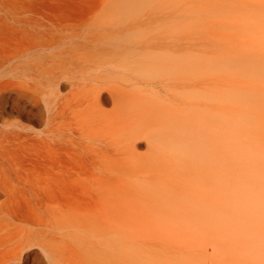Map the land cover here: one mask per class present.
Segmentation results:
<instances>
[{
  "label": "bare ground",
  "instance_id": "bare-ground-1",
  "mask_svg": "<svg viewBox=\"0 0 264 264\" xmlns=\"http://www.w3.org/2000/svg\"><path fill=\"white\" fill-rule=\"evenodd\" d=\"M0 264H264V0H0Z\"/></svg>",
  "mask_w": 264,
  "mask_h": 264
}]
</instances>
